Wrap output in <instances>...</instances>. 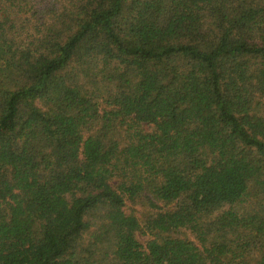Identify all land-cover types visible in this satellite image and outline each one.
Returning <instances> with one entry per match:
<instances>
[{
    "label": "trees",
    "instance_id": "trees-1",
    "mask_svg": "<svg viewBox=\"0 0 264 264\" xmlns=\"http://www.w3.org/2000/svg\"><path fill=\"white\" fill-rule=\"evenodd\" d=\"M32 5L0 0V264H264V0Z\"/></svg>",
    "mask_w": 264,
    "mask_h": 264
},
{
    "label": "rangeland",
    "instance_id": "rangeland-1",
    "mask_svg": "<svg viewBox=\"0 0 264 264\" xmlns=\"http://www.w3.org/2000/svg\"><path fill=\"white\" fill-rule=\"evenodd\" d=\"M30 2L32 1L33 3H35V5H32L29 14H32L34 12V10H43L44 12L47 11L48 7H45L46 5L49 4V2H51V0H29ZM40 2V3H39ZM38 13V12H37ZM125 210L130 211L135 213L138 217L142 214H144L148 208L147 207H143L140 205H132V204H127L125 207ZM192 236V235H191ZM147 238V235H139V239L144 242V240ZM87 239V236L84 237V240Z\"/></svg>",
    "mask_w": 264,
    "mask_h": 264
}]
</instances>
